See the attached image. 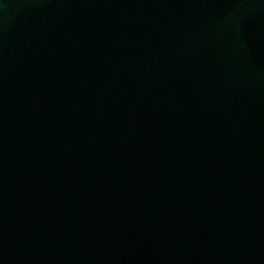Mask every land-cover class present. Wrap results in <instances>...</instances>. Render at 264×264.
Instances as JSON below:
<instances>
[{
	"label": "water",
	"instance_id": "1",
	"mask_svg": "<svg viewBox=\"0 0 264 264\" xmlns=\"http://www.w3.org/2000/svg\"><path fill=\"white\" fill-rule=\"evenodd\" d=\"M0 264H264V0H0Z\"/></svg>",
	"mask_w": 264,
	"mask_h": 264
}]
</instances>
